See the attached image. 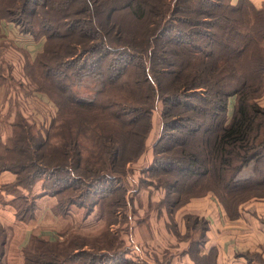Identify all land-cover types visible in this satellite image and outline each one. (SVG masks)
Segmentation results:
<instances>
[{
	"label": "trees",
	"instance_id": "trees-1",
	"mask_svg": "<svg viewBox=\"0 0 264 264\" xmlns=\"http://www.w3.org/2000/svg\"><path fill=\"white\" fill-rule=\"evenodd\" d=\"M0 20L44 38L23 71L56 109L47 129L17 112L0 138V172L15 175L6 191L42 179L56 214L76 206L105 223L90 238L31 236L25 264L124 258L125 241L110 228L126 222L125 168L144 153L155 111L149 185L164 191L158 208L172 213L212 194L235 217L240 204L264 198V0H0ZM206 183L215 189L193 194ZM245 191L255 193L240 199ZM33 207L20 197L17 217ZM184 224L190 257L211 264L213 253L198 255L207 221L187 215ZM5 241L0 224V264Z\"/></svg>",
	"mask_w": 264,
	"mask_h": 264
},
{
	"label": "crops",
	"instance_id": "crops-1",
	"mask_svg": "<svg viewBox=\"0 0 264 264\" xmlns=\"http://www.w3.org/2000/svg\"><path fill=\"white\" fill-rule=\"evenodd\" d=\"M236 1L230 0V3L235 4ZM250 1L256 6L258 3L260 5L263 0ZM16 38H24L27 42L30 40L32 43H36L40 47L36 51V55L42 52L44 38L35 40L31 35L20 32L13 23L0 20V52H4L7 47H11L19 52L20 50L24 51V64L26 55L30 60H34L36 55L32 56L31 53L22 48H17L12 43L11 39ZM24 64L21 62L22 70ZM3 77L5 78L4 75ZM37 101L41 102L43 106H47L42 99H37ZM19 113L22 115L21 112ZM16 114L17 111L11 123L14 121ZM11 123L9 124L10 131L6 133L2 132L3 130L0 128V138L3 141L11 135ZM43 127L46 126L43 125ZM14 180L15 175L13 173L0 172V224L6 231L1 264H25L24 249L28 245L31 236L52 243L63 241L72 234H77L74 233L77 230L72 229V226L76 223L75 213L77 214V212L71 207L64 216L56 214V197L45 192L42 188V179L36 180L29 190L18 187L15 192L6 191V187L12 184ZM136 191V195L133 193V196L135 195L133 205L135 204L136 209H140L136 200L140 191ZM20 197L32 198L34 202L32 216L25 220L18 218L16 215V207ZM149 199L152 200L150 196ZM193 199H191L193 201L189 200L181 207V209L184 208L181 219L183 222L185 216L195 214L198 218L207 221L205 243L199 247L198 252L202 260L213 253L211 264H264V198H253L240 204L235 217L228 216L212 194ZM89 216H93V213L85 215L84 220L88 219ZM153 220H156L159 224L162 223L163 219L153 218V215H151L150 221L153 222ZM100 222L103 223L104 221L100 220ZM126 224V222L121 224V238L123 240L125 237L123 228ZM80 230L83 231L82 228ZM183 248L182 246V250ZM182 255L180 264H198L190 258L187 252L182 253ZM170 264H173V262L171 261Z\"/></svg>",
	"mask_w": 264,
	"mask_h": 264
},
{
	"label": "rangeland",
	"instance_id": "rangeland-1",
	"mask_svg": "<svg viewBox=\"0 0 264 264\" xmlns=\"http://www.w3.org/2000/svg\"><path fill=\"white\" fill-rule=\"evenodd\" d=\"M257 6H259V3ZM11 40L17 48L24 49L31 53L32 56H35L36 51L40 49L36 43H32L30 40V42H27L24 38ZM2 52H0V73L5 76L0 88V128H2V132L6 133L10 131L9 124L16 111L22 113L29 121V125L35 124V128L47 129L56 109L44 94L35 91L34 85L24 76L25 73L21 66V62L24 64V51L20 50L19 52L11 47H7ZM82 88L85 89L86 87L83 86ZM37 99H42L43 103L47 106H43ZM260 100L264 103V96ZM43 125L46 127L43 128ZM160 131L161 123L155 111L152 113V129L147 137L144 153L137 161L127 164L125 168V185L123 188L126 190L124 195L125 199H127L128 208L126 207L123 210L126 214L125 221L127 223L123 230L125 232L124 241L127 253L123 259L120 258V255L119 257L115 256L113 259L105 258L101 264H120L121 261H125V264H170L171 261L173 264H180L183 256L182 253L189 252L187 245L190 243L191 238L185 237L186 228L184 220L182 222L181 219L184 208L176 207L177 209L175 208L176 210L174 209L172 213H167L165 209L158 208L157 203L164 197V191L149 185L152 184V181L155 182L153 178L155 173L150 171V165L152 148L160 136ZM241 176H244V173ZM210 188L215 189V187L206 183L193 194L207 192L206 190ZM136 190L140 191L136 199L140 209H136L135 204L132 205L133 198L137 194ZM133 193H135L134 196ZM254 193L255 191L242 192L240 199ZM149 196L152 200L149 199ZM72 207L77 212V214L75 213L77 217L76 223L72 226L73 230H77L74 233H77L76 235L79 236L86 235L85 237L88 238L98 235V232L105 226V223L96 220L94 214L84 220L83 217L85 215L83 210L76 206ZM151 215H153V218L163 219L162 223L158 224L156 220L151 222ZM191 215L195 216V214ZM134 220L136 221L135 224ZM121 224L117 222V224L111 226V231L121 235ZM81 228L83 231L80 230ZM79 230L85 234H81ZM194 232L192 239L196 238L197 232L196 230ZM93 245L97 246V243L94 241ZM182 246L184 247L183 250ZM86 253L93 252L88 251ZM84 260L86 261L85 258Z\"/></svg>",
	"mask_w": 264,
	"mask_h": 264
}]
</instances>
